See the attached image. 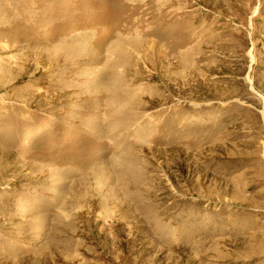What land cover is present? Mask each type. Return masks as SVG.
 Wrapping results in <instances>:
<instances>
[{
  "label": "rangeland",
  "instance_id": "374dc122",
  "mask_svg": "<svg viewBox=\"0 0 264 264\" xmlns=\"http://www.w3.org/2000/svg\"><path fill=\"white\" fill-rule=\"evenodd\" d=\"M0 264H264V0H0Z\"/></svg>",
  "mask_w": 264,
  "mask_h": 264
}]
</instances>
